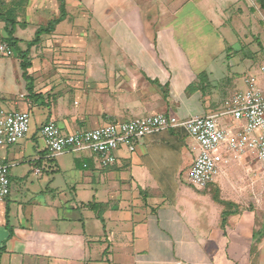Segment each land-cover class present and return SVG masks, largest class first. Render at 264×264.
Instances as JSON below:
<instances>
[{
    "label": "crops",
    "instance_id": "0c3cea01",
    "mask_svg": "<svg viewBox=\"0 0 264 264\" xmlns=\"http://www.w3.org/2000/svg\"><path fill=\"white\" fill-rule=\"evenodd\" d=\"M64 11L53 31L42 35L41 42L28 51V71L37 78L35 94L51 93L61 74L66 86L91 82L99 88L95 107L86 100L80 107L65 106L61 98L48 104L47 96L45 122L53 121L64 133L82 130L77 126L80 119L117 123L157 114L187 119L220 112L203 111V101L209 97L190 92L188 86L198 87L197 78L205 73L190 69L179 57L185 53L178 40L200 33L201 24L223 40L224 48L247 49V63L264 55V0H64ZM0 15V31L13 30L12 37L25 51L35 32L60 16V4L57 0H0ZM227 25L222 35L219 30ZM91 33L111 40L112 52L128 62L89 64L81 54L88 53ZM51 55L73 60L64 68L52 67L46 62ZM12 59L0 57V109L30 113L34 106H46L28 97L20 63L17 66ZM178 71H187L189 81L176 80ZM235 125L232 122L229 128ZM28 149L22 144L0 150L9 166V182L25 184L27 193L11 196L10 192L0 202V264H238L243 245L244 260L250 263L248 242L258 227L244 222L249 215L258 221L257 215L262 214L257 201L251 204L263 193L264 174L258 176L255 162L242 160L246 154L234 162L230 158L220 166L214 182L198 189L189 181L198 153L195 141L182 129L159 132L137 140L132 152L119 148L115 164L99 174L96 166H90L87 180L91 181L84 183L82 178L77 192L94 190L96 180L97 201L90 202L98 205L97 212L87 207L90 202L70 201V211L60 217L54 211L58 188L52 175L63 165L49 161L45 147L35 149L33 155L28 152V161L19 162ZM33 181L38 184L36 190ZM27 195L41 196V200L33 203ZM222 212L228 214L224 224ZM255 246L257 251L262 249L264 239Z\"/></svg>",
    "mask_w": 264,
    "mask_h": 264
},
{
    "label": "rangeland",
    "instance_id": "374dc122",
    "mask_svg": "<svg viewBox=\"0 0 264 264\" xmlns=\"http://www.w3.org/2000/svg\"><path fill=\"white\" fill-rule=\"evenodd\" d=\"M201 32H194L191 33L189 37L184 39H179L180 42L179 47L181 48V51L185 54L180 55L179 57L182 58V62L188 63L190 69H201L200 71H203L205 74V78L207 79L206 83H209L210 86L205 87V95L208 96L206 100L203 101V104H205V108L203 111H221L224 108V103L226 100L230 99L233 95H235L238 92L245 91L246 89V80L249 76H255L257 79V82L259 86L262 88L264 92V76L260 74L259 67L264 61V55L258 54L254 58H249L252 60H249L250 63H247L245 54H247L248 50L241 48L240 46H236L232 49L224 48L223 47V40L219 39L217 36L214 37L213 33H209L208 25L201 24ZM227 26H223L220 28L219 32L223 35L225 32V29ZM1 34L5 35V33L0 31ZM27 36H22L21 38L25 39ZM237 41V40H236ZM237 43H241V41H237ZM239 45V44H238ZM87 52L86 50H83L84 53L81 54L82 57L87 59V62L92 65H96L100 62H128L126 61L125 56H118L115 55L112 52V44L111 40L108 39H102L97 34L91 33L88 36L87 40ZM19 50L22 51V47L18 44ZM41 56V55H40ZM40 56H38L40 58ZM80 57V55H77ZM30 57V56H28ZM14 59H12L13 63H17V66L20 63V59L16 54H14ZM190 59V60H189ZM18 60V61H17ZM73 60V59H69ZM67 60V62L69 61ZM49 62L50 65L53 66H61V68H64L67 64L66 59L63 56H54L51 55L46 62ZM30 66H31V60H29ZM66 62V63H65ZM38 62L36 61V65ZM91 65V66H92ZM20 72L22 73V69L19 65ZM184 69V68H183ZM28 71V70H27ZM52 71H50L51 73ZM53 73V72H52ZM198 73V72H196ZM43 74H47L46 72H43ZM178 81L182 80L183 78L185 81H189L188 79V72L187 71H178L176 74ZM29 81H35L36 75L34 73H30L28 71ZM62 80L58 77V85L54 87L51 91V93H46L48 95V104H51L52 101L55 103L57 99H60L62 103L65 106H76L80 107L81 101L82 103L84 100L90 101V103H86L88 106H94L96 105L95 101L98 99L96 94L97 90H99L98 87H96V83H91L89 85H84L83 87H71L65 85L66 78L61 74ZM199 81V85L203 84L205 82V79H202L200 77L197 78ZM27 82L26 80H24ZM28 83V82H27ZM151 84L157 86V82L150 81ZM50 98L52 100L50 101ZM46 101V99H45ZM53 104V103H52ZM49 107L46 105L44 107H37L34 106L30 110V121H29V129L26 134L27 138L20 139L15 145H24L26 144L29 146V149L27 150V154L24 156V160H20L19 162H27L28 161V154L31 155L34 154L35 149L36 150H43L45 145L43 138L40 134L41 126L45 123L48 115ZM196 111V110H195ZM197 113V112H194ZM184 119V118H182ZM186 119V118H185ZM219 124L224 128H229L230 123L235 121L230 118L229 116L226 117H220L218 118ZM97 123V124H96ZM104 124V123H112L111 121H108L106 119H80L77 122L78 129L82 128L84 129H91L96 127L98 124ZM87 127V128H86ZM34 149H33V148ZM127 150V149H126ZM29 152V153H28ZM242 160H249V162H255L256 168H258V176H260V172L264 174V171H262L259 162L255 159L253 155L250 153H247L242 157ZM51 162H56L57 164H62L61 171L59 173L53 174L52 176L56 179V186H57V192L55 197V203L56 208L54 211L60 216L63 217L64 214L69 212L70 210L67 209V204L70 201H73L75 203H87L92 200L97 201V198L95 197V187L97 185V182L93 183L94 190L86 191L85 193H78L77 187L81 185L82 178H84V183H87L86 181H91L89 177L91 175V168L90 166L94 165L96 166L97 173L102 171L101 168H99L98 163L95 162V160H92L89 156L86 154H78V153H67L60 156L53 157L49 159ZM231 162L237 161L236 159L231 158ZM229 161V162H230ZM92 162V163H91ZM88 163L87 168H83L82 164ZM73 171V172H71ZM97 173H95L94 177L97 176ZM98 173V174H99ZM185 177V172L183 173ZM256 175V174H255ZM78 181V182H74ZM35 188L38 187V184L36 181H33ZM264 182V177H263ZM90 185H92L90 183ZM25 184L18 183V182H11L9 185V193L11 192V196H22L26 195V190L24 189ZM29 186V184H28ZM76 188V192L71 191V188ZM31 190V189H30ZM32 191V190H31ZM34 191V190H33ZM30 195H27L29 197ZM44 196V195H43ZM48 196V194H46ZM44 196V197H46ZM32 198L33 203L40 202L41 196H30ZM94 197V198H93ZM258 203L257 206L261 207L262 214H258L257 218L258 221H254V217L249 215L245 218L247 219L244 224L251 225V223H255L257 225V231L255 232L254 239L249 240V247L247 248V251L249 254H252V258L249 264H264V247L257 251V247L255 246V243H261L262 239H264V189L261 197L253 199L254 204H251L252 206H255V203ZM23 203L26 201H22ZM29 206V203H27ZM22 209V211H24ZM84 212V211H83ZM87 214L89 216H92V211L86 210ZM244 244V243H243ZM244 245L241 250L239 251L237 257H238V264H248L244 260Z\"/></svg>",
    "mask_w": 264,
    "mask_h": 264
},
{
    "label": "built area",
    "instance_id": "2783aa9c",
    "mask_svg": "<svg viewBox=\"0 0 264 264\" xmlns=\"http://www.w3.org/2000/svg\"><path fill=\"white\" fill-rule=\"evenodd\" d=\"M15 51L0 33V57H14ZM264 76V64L259 67ZM229 116L236 125L222 127L218 118ZM27 111L0 109V150L15 145L29 129ZM182 129L197 146L189 174L190 183L198 189L214 182L220 166L230 158L250 153L264 170V92L255 76L246 80L245 91L238 92L224 103L217 113L179 119L170 114L145 116L140 119L109 123L87 130L64 133L53 121L45 122L40 129L45 149L50 158L67 153L86 154L106 169L116 162L119 148L134 151L137 140L159 132ZM9 166L0 153V202L9 194Z\"/></svg>",
    "mask_w": 264,
    "mask_h": 264
},
{
    "label": "trees",
    "instance_id": "16d2710c",
    "mask_svg": "<svg viewBox=\"0 0 264 264\" xmlns=\"http://www.w3.org/2000/svg\"><path fill=\"white\" fill-rule=\"evenodd\" d=\"M58 3L60 4V16L57 18V19H54L52 21H50L46 27L44 28H39L36 32H35V35H34V38L27 43V49L25 51H21L19 50L18 48V41L13 38V30H6V34L4 35L7 42L12 46V48L14 49L15 51V54L18 56V58L20 59V67L22 69V76L24 78V80H28L26 82V92L28 93V97H30L31 99L35 100L36 102H40L41 104L43 105H47L45 103V99L47 98L48 95H43L41 93H37L35 94L33 92V81H29V76H28V72L27 70L30 68V58L28 57V51L29 49L32 47V46H35V45H38L40 42H41V39L40 37L44 34H49L53 31L54 29V26L57 25L59 23V21H61V19H63L64 17V0H57ZM2 19V16L0 15V20ZM12 26L14 25V23L12 22L11 23ZM200 78L202 79H206L204 74H200L199 76ZM205 87H207V85H205L204 83L199 85L198 87H194L193 85H190L188 86V90L190 92H196V91H200L201 93V96L203 97L204 95V90H205ZM46 96V97H44ZM87 207L91 210H93L94 212H97V208H98V205L95 203V202H90L87 204ZM227 212H222V224H224V220H225V217L227 216ZM98 218L101 220V217L98 216Z\"/></svg>",
    "mask_w": 264,
    "mask_h": 264
}]
</instances>
